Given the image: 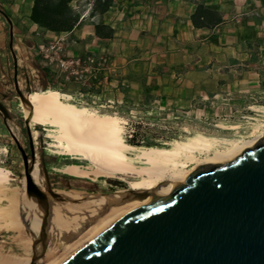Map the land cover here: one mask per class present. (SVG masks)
I'll list each match as a JSON object with an SVG mask.
<instances>
[{"label":"rangeland","instance_id":"374dc122","mask_svg":"<svg viewBox=\"0 0 264 264\" xmlns=\"http://www.w3.org/2000/svg\"><path fill=\"white\" fill-rule=\"evenodd\" d=\"M26 1L2 0L7 11L13 14V18H9L8 28L9 26L13 28L14 25H18L25 30L28 29L26 23H24V14L27 10ZM63 39L64 41H60L59 38L53 39L40 33L31 38L34 44L33 57L48 72V89L70 95L71 99L69 102L79 107L92 109L100 115L106 114L119 118L123 121L121 123L123 139L126 131L125 126L128 121L133 123L148 122L158 125L155 132L158 137L157 142H160L165 147L174 140H185L187 137L196 134L227 139H235L240 136L246 137L250 134L253 124L264 120L262 113L254 110L264 108V96L255 95L252 91L242 94L228 90L229 95L222 93L221 97L213 100H200L190 108H188V96L193 94L192 86V91H189L188 87H184V90H186L183 91L185 94L184 98L179 97V95H177V98L173 95H168L163 99L159 98L157 102L151 101L147 106L141 100L140 87H128L124 96H120L118 93H115V89L112 86H109L110 84L116 85L115 81L119 77H122L123 73L122 70H114L112 57L115 53L122 54L124 52L126 54L127 47L129 46L127 44L128 39L122 41L120 46H115L114 50L110 47L108 52L105 51L99 54L86 52L77 57L69 53L68 40L64 37ZM40 47L42 48L40 49ZM13 53L17 55L16 64L18 72L22 73L26 68L21 67H26L27 63L15 51ZM76 59L80 60L78 66L75 64L69 65L71 61H75ZM8 62L10 63L8 70H11L12 60L8 58ZM84 69L86 72H84ZM206 75L202 74L200 77H192L190 81L194 85H199L202 82L207 84L209 82L205 79L207 78ZM13 79L9 81L8 86L0 85V103L6 107L10 117L4 123L0 115V167L8 170L12 175V179H14L6 186L5 195L10 197L24 194L25 201L28 203V209L24 208V210L20 211V208H15L16 205H12L6 211V213L8 212V216H11L0 221V264L2 256L14 261L25 257L32 258L36 254V243H43L47 237H50L48 231L54 228L52 223L56 220L54 218H57L55 214L62 213L66 215L70 213L68 207L65 208L63 206L64 208H61V205L66 204V201H61L57 198H44L43 201V199L32 198L26 194L21 153L7 128L11 130L18 140L20 147L28 157L29 164L31 160L28 132L31 134L35 161L30 170V183L34 189L47 192L49 188L54 193L64 194L73 199H81V195L119 192L125 191L128 188L125 182L116 179L110 180L100 177L97 183H92L88 180L72 178L61 174L59 170L66 165H84L86 162L70 160V156L51 155L49 146L52 140L48 138V128L34 125L26 120L25 110L21 105V98L12 85ZM18 89L22 94L37 90L33 86L25 89L24 87H20L19 84ZM258 97H261V99H258ZM222 125L238 126L239 129L237 131H226L222 128ZM6 206H9V202L7 199H4L0 207ZM10 209H16L17 213L20 211L22 215V221L19 222L21 232L19 230L13 231L11 228L13 226H9L12 222L13 225L15 224L12 216L15 217L17 215L15 213L16 210L14 212ZM57 209L60 211H57ZM36 212L37 214H35ZM52 215L53 218L51 217ZM21 233H23L24 239L20 236ZM18 237L20 238L17 240ZM28 237L29 240H26ZM65 246H68V244ZM65 248L59 249L53 256L60 255ZM51 255L49 254V257ZM36 263L40 264L39 261Z\"/></svg>","mask_w":264,"mask_h":264},{"label":"crops","instance_id":"0c3cea01","mask_svg":"<svg viewBox=\"0 0 264 264\" xmlns=\"http://www.w3.org/2000/svg\"><path fill=\"white\" fill-rule=\"evenodd\" d=\"M26 2L24 23L28 29L18 25L12 28V50L27 63L21 67L26 68L22 73L16 69L18 84L25 89L49 88L47 70L33 57L31 38L40 33L53 39L66 38L69 53L76 57L86 52H108L110 47L114 50L128 39L126 54L112 57L114 70L123 73L116 85L109 86L120 96L128 87H140L142 101L146 93L150 101L157 102L168 95L184 98V87L189 91L193 87L188 108L200 100L219 98L222 93L229 95L228 90L264 96V0H111L102 13L94 10L95 0H73L71 7L79 15V23L62 34L45 32L31 23L33 0ZM199 5L216 12L219 21L202 28L193 26L190 18ZM9 18L13 14L0 0V85L5 86L14 75ZM97 24L111 28L113 37L97 38ZM8 58L12 60L11 70ZM202 74H207L209 83H191L192 77Z\"/></svg>","mask_w":264,"mask_h":264},{"label":"water","instance_id":"95a60500","mask_svg":"<svg viewBox=\"0 0 264 264\" xmlns=\"http://www.w3.org/2000/svg\"><path fill=\"white\" fill-rule=\"evenodd\" d=\"M14 88L18 89L16 58ZM3 122L9 120L0 103ZM21 153L26 194L81 202L65 195L34 189L30 170L35 153L30 132V160L7 128ZM142 192L93 194L89 199L117 206L134 201ZM86 198V199H87ZM63 264H264V132L253 146L233 160L198 166L184 182L172 186L156 202L137 205L96 235Z\"/></svg>","mask_w":264,"mask_h":264},{"label":"bare ground","instance_id":"6f19581e","mask_svg":"<svg viewBox=\"0 0 264 264\" xmlns=\"http://www.w3.org/2000/svg\"><path fill=\"white\" fill-rule=\"evenodd\" d=\"M70 99V95L50 89L27 92L21 98L26 120L48 128V138L52 140L49 146L51 155L70 156V160L86 162L84 165H66L59 170L60 173L92 183H97L100 177L116 179L125 182L128 190L142 192L144 195L117 206L109 204L111 199H89V195H81L83 200L79 203L66 201L61 208L68 207L70 213L56 215L54 212L57 218L52 223L54 228L48 231L50 237L46 235L43 243H36V254L32 258L25 257L14 261L2 256L1 264H35L37 261L40 264L65 263L96 235L137 205L153 203L165 197L172 186L184 182L200 165L233 160L242 150L253 146L264 132V120H261L253 124L246 137L227 139L196 134L185 140H174L165 147H136L124 141L121 126L123 121L119 118L100 115L92 109L79 107L70 103ZM254 110L262 113L264 117V108ZM222 128L226 131L239 129L238 126L223 125ZM11 176L8 170L0 167V204L4 199L9 202V206L0 207V221L11 216L6 211L12 205L18 206L15 208H20V211L28 207L24 194L10 197L5 195L6 186L14 180ZM20 211L17 213L16 210L17 215L12 216L15 224H9L13 226V231H22L19 225L22 221ZM63 247H66L65 250L54 257ZM49 254L52 255L49 257Z\"/></svg>","mask_w":264,"mask_h":264},{"label":"trees","instance_id":"16d2710c","mask_svg":"<svg viewBox=\"0 0 264 264\" xmlns=\"http://www.w3.org/2000/svg\"><path fill=\"white\" fill-rule=\"evenodd\" d=\"M73 0H33L29 19L31 23L39 29L53 34H62L71 32L79 23V15L71 7ZM111 0H95L94 10L102 13L110 6ZM193 26L197 28L211 26L219 21L217 13L203 6H197L195 12L190 18ZM95 36L99 39L106 40L113 37V30L105 25H95ZM45 77L47 73L44 71ZM120 90L121 87H119ZM55 89V88H53ZM42 89L35 92H42ZM34 92V91H33ZM144 102L147 106L151 101L149 95L143 93ZM124 141L136 147H163L157 142L156 130L158 125L155 123H133L127 122L125 126Z\"/></svg>","mask_w":264,"mask_h":264},{"label":"built area","instance_id":"2783aa9c","mask_svg":"<svg viewBox=\"0 0 264 264\" xmlns=\"http://www.w3.org/2000/svg\"><path fill=\"white\" fill-rule=\"evenodd\" d=\"M59 40L60 41H64V39L63 38H59ZM42 47H40V49H41ZM79 62H80V60L79 59H76L75 61H71L70 63H69V65H76V66H78V64H79ZM84 72H86V70L84 69ZM82 74H83V71H82Z\"/></svg>","mask_w":264,"mask_h":264}]
</instances>
